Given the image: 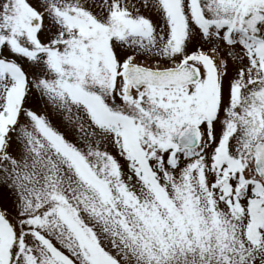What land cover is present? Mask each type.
Returning <instances> with one entry per match:
<instances>
[{"label": "snow or ice", "instance_id": "snow-or-ice-1", "mask_svg": "<svg viewBox=\"0 0 264 264\" xmlns=\"http://www.w3.org/2000/svg\"><path fill=\"white\" fill-rule=\"evenodd\" d=\"M0 264H264V0H0Z\"/></svg>", "mask_w": 264, "mask_h": 264}, {"label": "rangeland", "instance_id": "rangeland-1", "mask_svg": "<svg viewBox=\"0 0 264 264\" xmlns=\"http://www.w3.org/2000/svg\"><path fill=\"white\" fill-rule=\"evenodd\" d=\"M149 62L151 63V61H149ZM231 72H232V62L229 61V74L230 75H231ZM53 124H54V126H56L58 128V130H60L61 132H65V129L62 126H60L55 120H53ZM65 135H66V138L69 139L70 141L76 142L75 137L72 136L71 134L65 132ZM121 162L123 163V161H121Z\"/></svg>", "mask_w": 264, "mask_h": 264}, {"label": "flooded vegetation", "instance_id": "flooded-vegetation-1", "mask_svg": "<svg viewBox=\"0 0 264 264\" xmlns=\"http://www.w3.org/2000/svg\"><path fill=\"white\" fill-rule=\"evenodd\" d=\"M203 47H204L205 51L208 50V45L205 44ZM208 53H209V55H214V53H211V52H208ZM221 54H223V53H221ZM226 83H227V81H226Z\"/></svg>", "mask_w": 264, "mask_h": 264}]
</instances>
